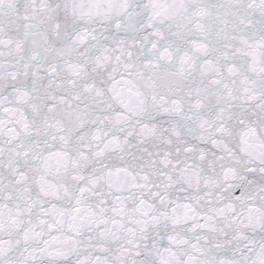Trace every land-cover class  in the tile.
I'll return each instance as SVG.
<instances>
[{"label": "snow or ice", "instance_id": "1", "mask_svg": "<svg viewBox=\"0 0 264 264\" xmlns=\"http://www.w3.org/2000/svg\"><path fill=\"white\" fill-rule=\"evenodd\" d=\"M0 264H264V0H0Z\"/></svg>", "mask_w": 264, "mask_h": 264}]
</instances>
